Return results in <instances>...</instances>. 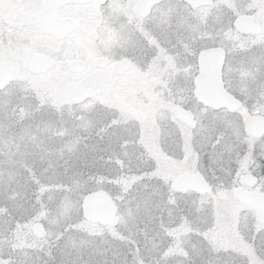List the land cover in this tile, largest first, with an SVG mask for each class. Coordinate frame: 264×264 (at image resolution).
Listing matches in <instances>:
<instances>
[{
    "label": "snow or ice",
    "instance_id": "obj_1",
    "mask_svg": "<svg viewBox=\"0 0 264 264\" xmlns=\"http://www.w3.org/2000/svg\"><path fill=\"white\" fill-rule=\"evenodd\" d=\"M0 264H264V0H0Z\"/></svg>",
    "mask_w": 264,
    "mask_h": 264
},
{
    "label": "flooded vegetation",
    "instance_id": "obj_2",
    "mask_svg": "<svg viewBox=\"0 0 264 264\" xmlns=\"http://www.w3.org/2000/svg\"><path fill=\"white\" fill-rule=\"evenodd\" d=\"M84 39H87V37H85ZM100 43H103V41H101ZM88 44H89V48H88V54L91 58L95 59L96 56H97V47L98 45L93 43L92 41H88ZM116 89H119V90H123V91H132L131 89L129 88H121L119 85L116 86Z\"/></svg>",
    "mask_w": 264,
    "mask_h": 264
},
{
    "label": "rangeland",
    "instance_id": "obj_3",
    "mask_svg": "<svg viewBox=\"0 0 264 264\" xmlns=\"http://www.w3.org/2000/svg\"><path fill=\"white\" fill-rule=\"evenodd\" d=\"M132 92V91H131ZM122 93H121V90H119V89H115V91H114V93H113V98L116 100V101H124V100H122ZM144 98L145 99H148L149 101H151V100H153L154 99V97L152 96V94L151 93H148V92H146V93H144ZM124 107L125 108H132V104H128V103H126L125 105H124Z\"/></svg>",
    "mask_w": 264,
    "mask_h": 264
},
{
    "label": "trees",
    "instance_id": "obj_4",
    "mask_svg": "<svg viewBox=\"0 0 264 264\" xmlns=\"http://www.w3.org/2000/svg\"><path fill=\"white\" fill-rule=\"evenodd\" d=\"M121 93H122V100H125V98L126 97H128V96H130V94H131V91H121Z\"/></svg>",
    "mask_w": 264,
    "mask_h": 264
}]
</instances>
